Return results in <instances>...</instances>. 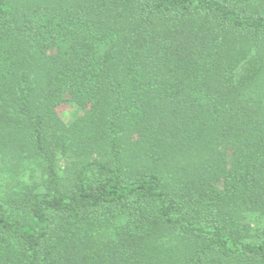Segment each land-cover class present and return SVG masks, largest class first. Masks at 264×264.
Returning a JSON list of instances; mask_svg holds the SVG:
<instances>
[{
	"label": "trees",
	"instance_id": "trees-1",
	"mask_svg": "<svg viewBox=\"0 0 264 264\" xmlns=\"http://www.w3.org/2000/svg\"><path fill=\"white\" fill-rule=\"evenodd\" d=\"M0 264H264V0H0Z\"/></svg>",
	"mask_w": 264,
	"mask_h": 264
},
{
	"label": "rangeland",
	"instance_id": "rangeland-1",
	"mask_svg": "<svg viewBox=\"0 0 264 264\" xmlns=\"http://www.w3.org/2000/svg\"><path fill=\"white\" fill-rule=\"evenodd\" d=\"M75 114V109L74 107L70 105H63L60 108V116L62 117L63 120L68 121L70 118H72Z\"/></svg>",
	"mask_w": 264,
	"mask_h": 264
}]
</instances>
